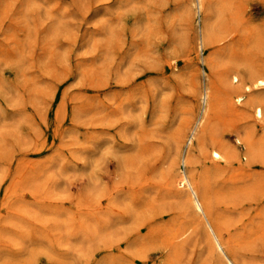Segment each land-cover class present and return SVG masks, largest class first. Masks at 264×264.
Wrapping results in <instances>:
<instances>
[{
    "label": "rangeland",
    "instance_id": "obj_1",
    "mask_svg": "<svg viewBox=\"0 0 264 264\" xmlns=\"http://www.w3.org/2000/svg\"><path fill=\"white\" fill-rule=\"evenodd\" d=\"M225 255L264 264V0H0V264Z\"/></svg>",
    "mask_w": 264,
    "mask_h": 264
},
{
    "label": "bare ground",
    "instance_id": "obj_2",
    "mask_svg": "<svg viewBox=\"0 0 264 264\" xmlns=\"http://www.w3.org/2000/svg\"><path fill=\"white\" fill-rule=\"evenodd\" d=\"M209 36H210L209 35V25H208V22L204 19L203 25L201 28V37L204 38L205 41L207 40L206 42H208ZM230 80H231V84L234 85V88L236 90H240L241 88L244 91H250L251 90V85L250 84H244L242 76L238 75L237 73L233 74ZM260 83H262V80H260L259 82H254L253 86L258 85ZM206 99H207V93L205 94V100H204V102L207 104V107L204 108L203 114L199 116L198 120H196L194 122V124L192 125V127L190 129V137L191 136L193 137V136H195V134H198L196 137L198 140H200V138L202 136V131H204V129L206 127L205 120L208 118L209 113H210L209 111H210L211 105H210L209 101L207 103ZM241 100L242 99H241L240 95L238 94L236 101H241ZM206 109H207L206 115H204ZM254 114L257 117H262L263 113H262V106L261 105H256L254 107ZM185 127H188V125H186ZM175 153L177 154V152H175ZM211 156L213 158H216V159H219L221 157L225 158L224 155H222L219 151H217L215 149L211 150ZM185 158H186V156L183 157L184 161H185ZM176 176H177L178 183L182 186V188H184V197H185L184 199L190 203V206L194 211L203 213L202 203L200 201V197H203V195H201L202 192H201L200 188L198 187L199 185L195 184V182H193L187 176V174L182 170L178 171L176 173ZM205 224H206L207 230L209 231V233L211 235L210 236L212 239V241H211L212 246L211 247H214V249L216 248L219 251L223 252L222 244H221V241L219 239V236L207 218H205ZM225 258H226V264H240L235 259L230 258L227 255H225Z\"/></svg>",
    "mask_w": 264,
    "mask_h": 264
}]
</instances>
